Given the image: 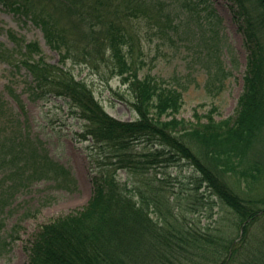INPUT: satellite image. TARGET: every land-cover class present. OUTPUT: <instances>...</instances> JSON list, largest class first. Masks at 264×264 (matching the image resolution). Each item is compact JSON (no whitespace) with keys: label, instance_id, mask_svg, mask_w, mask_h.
Returning <instances> with one entry per match:
<instances>
[{"label":"trees","instance_id":"1","mask_svg":"<svg viewBox=\"0 0 264 264\" xmlns=\"http://www.w3.org/2000/svg\"><path fill=\"white\" fill-rule=\"evenodd\" d=\"M229 1L248 52L236 112L218 120L213 108L202 115L196 111V119L187 120L178 117L187 88L181 78L140 74L144 62L134 56L133 28L144 20L159 36H169L178 28L180 7L204 13L206 19L219 18L211 0H0L5 10L40 27L60 56L52 63L40 43L30 41L20 50L19 64L1 44L0 60L25 67L32 78L30 98H63L69 115L82 123L78 136L91 141L93 191L88 203L41 225L27 246V264H264V238L254 231L264 219V196L241 188L246 182L253 190L264 173V156H258L264 148V0ZM9 35L18 43L15 33ZM70 58L111 66L128 84L137 117L111 115L92 87L67 67ZM224 72L210 69L212 87L222 85L217 81ZM27 142L32 141L19 129L0 132V173L14 166L0 177V254L10 244L2 233L4 214L18 185L75 179L65 166L42 157L34 143L26 156ZM182 160L197 175L179 216L163 203L150 178L146 189L135 182ZM121 170L132 180L122 181ZM207 192L230 208L229 224L237 232L229 224L198 227L199 219L188 217V210H205ZM222 220L228 222L225 216Z\"/></svg>","mask_w":264,"mask_h":264},{"label":"rangeland","instance_id":"2","mask_svg":"<svg viewBox=\"0 0 264 264\" xmlns=\"http://www.w3.org/2000/svg\"><path fill=\"white\" fill-rule=\"evenodd\" d=\"M219 18H203L204 13L193 14L181 10L176 19L178 28L170 31L169 36L161 37L155 28L144 20L135 23L133 31L137 34L134 56L144 62L140 74L148 71L164 77L177 75L187 87L184 90V103L178 117L195 120V112L200 115L214 110L220 120L235 114L238 99L244 87V75L247 67L248 52L244 46L243 35L234 20L232 3L229 0H211ZM201 15V16H198ZM134 24V23H133ZM15 33L18 43L9 35ZM38 41L43 55L48 61L58 63L60 56L44 38L40 27L18 14L9 12L0 4V44L13 54L12 60L19 64L20 50L24 44ZM77 78L85 80L94 90L96 97L105 109L114 117L131 120L137 117L131 102L134 100L128 84L121 76L112 73L111 66L86 65L72 58L67 60ZM210 69L226 75L218 80L222 85L212 87ZM223 75V74H222ZM31 76L25 67H15L8 60H0V132L10 133L19 129L31 143H26L27 152L33 143L41 150V156L47 155L69 169L74 181L60 178L59 182L38 179L34 182L19 184L13 203L4 217L3 235L10 244L0 254V264H27L30 242L41 225L53 219L82 209L89 201L93 191L92 169L89 144L78 136L82 131L79 119L68 113V104L63 98L52 101L30 98L27 86ZM24 108H22V107ZM260 155L264 156L260 151ZM264 169V165L262 166ZM11 164L1 169L11 170ZM197 173L184 160L166 167L153 169L151 174L136 181L140 188L146 189L148 178L154 183V189L160 192L166 206L170 204L180 216L187 192L193 191ZM122 181L132 180L125 171L119 172ZM21 179V178H20ZM19 181V179H17ZM243 191L264 196V173L260 183L251 190L246 182L241 183ZM205 186L200 190L205 192ZM207 206L188 210L189 218L199 219L198 227H210L211 230L229 224L232 217L230 208L223 205L215 196L206 194ZM168 202H167V201ZM200 205V204H198ZM166 211V209H165ZM228 218V222L222 220ZM264 219L256 224L254 231L264 238ZM234 225L229 224L231 230ZM241 238V237H240ZM261 239V238H260Z\"/></svg>","mask_w":264,"mask_h":264}]
</instances>
